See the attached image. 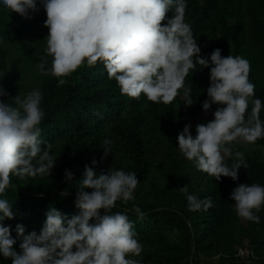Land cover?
Masks as SVG:
<instances>
[{
	"label": "trees",
	"instance_id": "16d2710c",
	"mask_svg": "<svg viewBox=\"0 0 264 264\" xmlns=\"http://www.w3.org/2000/svg\"><path fill=\"white\" fill-rule=\"evenodd\" d=\"M38 8L31 19L0 10V88L7 93L0 101L22 98L34 88L41 91V138L51 145L56 163L49 176L11 177L12 187L4 196L16 214L4 223L13 229L21 223L26 234L39 233L49 206L69 218L78 214L74 198L86 164L97 172L124 169L138 177L135 199L117 201L112 211H128L142 244L140 256L134 257L141 264H264V206L255 213L259 222L244 220L236 215L230 198L239 184L264 185V139L233 143V151L243 152L247 165L238 169L235 181L223 176L217 181L198 171L178 150L176 136L186 124L192 125L190 133L195 136L196 123L213 119L217 105L208 112L201 107L207 99L209 69L197 66L185 78L192 105H186L183 89L170 104L153 103L143 94L122 95L100 62L81 65L58 86V78L37 68L42 57L51 60L45 53L46 14L39 4ZM185 22L191 25L202 57L219 48L224 57L240 55L249 61V80L264 102V0H203V4L187 0ZM260 118L264 120V110ZM105 139L111 141L107 156ZM226 162L231 165L232 159ZM65 170L73 173V181H66ZM185 185L198 198H210L211 207L189 211L179 190ZM133 205L141 208L143 218L131 211ZM0 264L11 262L0 257Z\"/></svg>",
	"mask_w": 264,
	"mask_h": 264
},
{
	"label": "clouds",
	"instance_id": "9594fccd",
	"mask_svg": "<svg viewBox=\"0 0 264 264\" xmlns=\"http://www.w3.org/2000/svg\"><path fill=\"white\" fill-rule=\"evenodd\" d=\"M38 4L46 14L45 53L51 60L42 57L37 68L58 78V86L81 65L100 62L122 95L138 98L143 94L153 103L170 104L183 89L186 105H192L185 78L197 66L208 68L207 99L201 107L208 112L217 105L213 119L197 124L195 136L190 133L192 125L186 124L176 136L178 150L198 171L215 180L222 176L237 180L238 169L247 165L244 153L234 152L232 145L264 139V120L260 118L264 102L255 95L246 58L224 57L219 48L200 55L191 25L185 22L187 0H0V10L31 19ZM4 95L7 93L0 88V96ZM13 98L0 101V257L11 264H141L134 257L140 256L142 244L128 211H112L117 201L135 199L139 180L134 171L109 168L97 172L86 164L74 198L78 214L69 218L49 206L39 233L26 234L21 223L14 229L4 223L16 214L4 196L12 187L11 177L49 176L56 163L51 145L41 138V91L34 88L22 98ZM103 144L107 156L111 141L105 139ZM226 158L232 159L231 165ZM96 163L93 159L92 165ZM65 179L73 181V173L65 170ZM179 190L189 211L211 207L210 198L189 193L187 185ZM230 198L239 218L259 222L255 213L264 206V185L239 184ZM131 211L138 219L144 216L139 206L133 205ZM18 241L19 250L14 247Z\"/></svg>",
	"mask_w": 264,
	"mask_h": 264
},
{
	"label": "rangeland",
	"instance_id": "374dc122",
	"mask_svg": "<svg viewBox=\"0 0 264 264\" xmlns=\"http://www.w3.org/2000/svg\"><path fill=\"white\" fill-rule=\"evenodd\" d=\"M196 125H197V123H196Z\"/></svg>",
	"mask_w": 264,
	"mask_h": 264
}]
</instances>
